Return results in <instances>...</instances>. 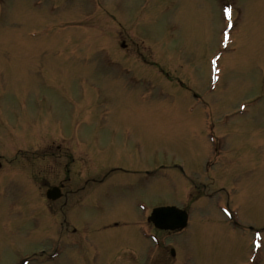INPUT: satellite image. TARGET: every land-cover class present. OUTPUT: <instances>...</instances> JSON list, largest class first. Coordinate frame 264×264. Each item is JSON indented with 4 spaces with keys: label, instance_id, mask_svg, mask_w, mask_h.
I'll return each mask as SVG.
<instances>
[{
    "label": "rangeland",
    "instance_id": "obj_1",
    "mask_svg": "<svg viewBox=\"0 0 264 264\" xmlns=\"http://www.w3.org/2000/svg\"><path fill=\"white\" fill-rule=\"evenodd\" d=\"M0 164V264H264V0H0Z\"/></svg>",
    "mask_w": 264,
    "mask_h": 264
},
{
    "label": "water",
    "instance_id": "obj_2",
    "mask_svg": "<svg viewBox=\"0 0 264 264\" xmlns=\"http://www.w3.org/2000/svg\"><path fill=\"white\" fill-rule=\"evenodd\" d=\"M48 197L57 198L56 189L48 192ZM187 218L185 211L175 207H161L153 210L149 220L159 229L175 230L184 228L187 224Z\"/></svg>",
    "mask_w": 264,
    "mask_h": 264
},
{
    "label": "flooded vegetation",
    "instance_id": "obj_3",
    "mask_svg": "<svg viewBox=\"0 0 264 264\" xmlns=\"http://www.w3.org/2000/svg\"><path fill=\"white\" fill-rule=\"evenodd\" d=\"M64 186V185H63ZM71 191L70 190H66V191H64V198H63V200H64V205H63V208H65V206L67 205V203H68V199H69V193H70Z\"/></svg>",
    "mask_w": 264,
    "mask_h": 264
},
{
    "label": "snow or ice",
    "instance_id": "obj_4",
    "mask_svg": "<svg viewBox=\"0 0 264 264\" xmlns=\"http://www.w3.org/2000/svg\"><path fill=\"white\" fill-rule=\"evenodd\" d=\"M224 14H225V16H228L230 14V9L225 8L224 9Z\"/></svg>",
    "mask_w": 264,
    "mask_h": 264
}]
</instances>
